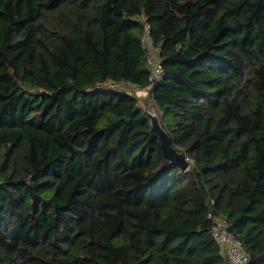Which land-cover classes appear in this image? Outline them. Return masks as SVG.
<instances>
[{"label":"trees","instance_id":"obj_1","mask_svg":"<svg viewBox=\"0 0 264 264\" xmlns=\"http://www.w3.org/2000/svg\"><path fill=\"white\" fill-rule=\"evenodd\" d=\"M220 217L264 264V0H0V264H228Z\"/></svg>","mask_w":264,"mask_h":264},{"label":"built area","instance_id":"obj_2","mask_svg":"<svg viewBox=\"0 0 264 264\" xmlns=\"http://www.w3.org/2000/svg\"><path fill=\"white\" fill-rule=\"evenodd\" d=\"M148 29V26H146ZM145 45L147 47V57L148 65L150 69V80L151 82H159L164 76V70L162 67L161 59L159 57V46H155L152 43L151 38L147 35L145 37ZM128 84L127 82H117L114 80H107L104 84L99 86H105L110 89H122L125 88L124 85ZM130 84V83H129ZM133 85V84H132ZM152 85V84H151ZM136 91V95L141 96L140 90L144 91L146 94L149 92V87L139 88ZM189 163H191V160ZM208 218H213L212 213H208ZM211 233L214 240L218 243L220 251L223 255L228 258V264H252V258L250 253L245 248L241 239L230 230L227 220L223 217L216 218L211 226Z\"/></svg>","mask_w":264,"mask_h":264},{"label":"water","instance_id":"obj_3","mask_svg":"<svg viewBox=\"0 0 264 264\" xmlns=\"http://www.w3.org/2000/svg\"><path fill=\"white\" fill-rule=\"evenodd\" d=\"M145 110L151 118L154 130L157 131L161 139L163 152L166 158L169 161L178 164L182 169H186L189 166V161L182 152H179L175 147H173L171 137L162 125L158 113L154 110L148 111L146 108Z\"/></svg>","mask_w":264,"mask_h":264},{"label":"rangeland","instance_id":"obj_4","mask_svg":"<svg viewBox=\"0 0 264 264\" xmlns=\"http://www.w3.org/2000/svg\"><path fill=\"white\" fill-rule=\"evenodd\" d=\"M124 86H125V88L128 89V91H130V92H132V93H135V94H137L136 91L139 90L137 86L132 85V84H129V83L126 84V85H124ZM140 94H141V96H139V97H140V99H141V102H142L144 108H146L148 111H152V110H154V111H156V112L158 113L156 107H155L154 104L150 101V97H149L150 95H149V92L146 94L144 91H141V90H140L139 95H140ZM146 100H147V102H146ZM158 115H159V113H158ZM188 161H189V160H188Z\"/></svg>","mask_w":264,"mask_h":264}]
</instances>
